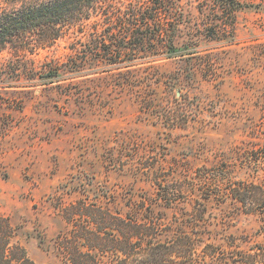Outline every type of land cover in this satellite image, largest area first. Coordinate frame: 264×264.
Wrapping results in <instances>:
<instances>
[{"label": "rangeland", "instance_id": "obj_1", "mask_svg": "<svg viewBox=\"0 0 264 264\" xmlns=\"http://www.w3.org/2000/svg\"><path fill=\"white\" fill-rule=\"evenodd\" d=\"M23 1L0 0V11ZM236 1L234 17L211 0H171L190 27L181 41L198 54L129 75L131 86L108 77L37 93L0 89V218L36 264H70L60 241L72 205L125 215L160 185L179 201L170 219L201 201L213 242L260 240L264 212L246 214L230 187L264 185V0ZM69 44L38 57L65 60ZM186 187L193 192L177 191Z\"/></svg>", "mask_w": 264, "mask_h": 264}, {"label": "trees", "instance_id": "obj_2", "mask_svg": "<svg viewBox=\"0 0 264 264\" xmlns=\"http://www.w3.org/2000/svg\"><path fill=\"white\" fill-rule=\"evenodd\" d=\"M211 1L222 14L232 6L229 14L234 17L243 8L236 0ZM179 15L184 16V11L172 6L171 0L15 4L0 11V54L13 51L0 62V89L37 93L108 77L131 86L129 75L198 54L199 45L181 41L182 30L190 27H184ZM61 39L70 42L65 60L39 59L41 51L50 52ZM170 121L175 126L181 119L172 115ZM164 188L160 185L156 196L127 204L125 215L84 201L69 207L66 219L72 229L60 247L70 264H264V215L256 232L261 241L247 248L233 239L216 243L202 202L195 201L184 217L170 219L165 211L177 208L179 201L171 197L176 191ZM188 188L177 191L189 195L194 189ZM230 191L246 214L264 212V185L239 183ZM0 264H36L4 218H0Z\"/></svg>", "mask_w": 264, "mask_h": 264}]
</instances>
